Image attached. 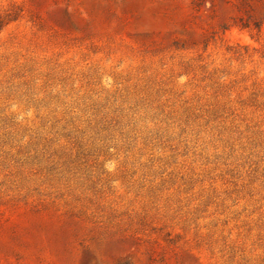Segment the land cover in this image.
Segmentation results:
<instances>
[{
	"label": "rangeland",
	"instance_id": "374dc122",
	"mask_svg": "<svg viewBox=\"0 0 264 264\" xmlns=\"http://www.w3.org/2000/svg\"><path fill=\"white\" fill-rule=\"evenodd\" d=\"M0 264H264V0H0Z\"/></svg>",
	"mask_w": 264,
	"mask_h": 264
}]
</instances>
